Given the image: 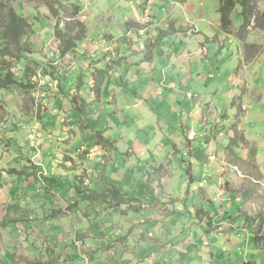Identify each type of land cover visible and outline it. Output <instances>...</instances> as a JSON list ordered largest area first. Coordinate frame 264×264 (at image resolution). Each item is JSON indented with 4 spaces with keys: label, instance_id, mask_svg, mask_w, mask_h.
Returning <instances> with one entry per match:
<instances>
[{
    "label": "rangeland",
    "instance_id": "obj_1",
    "mask_svg": "<svg viewBox=\"0 0 264 264\" xmlns=\"http://www.w3.org/2000/svg\"><path fill=\"white\" fill-rule=\"evenodd\" d=\"M219 6L217 0H0V32L10 8L32 29L24 47L0 57V76L9 72L19 82L0 88V264H264V97L250 108L263 117L253 123L260 136L247 139L235 129L245 117L247 88L264 93V0H245L243 8L238 3L231 28L223 29L231 36L225 38L229 58L222 70L233 83L219 88L212 82L220 71L215 48L213 67L200 69L199 81L180 93V100L195 96L186 104H203L196 135L183 129L179 138H168L153 123L155 136L139 162L129 156H137L132 146L121 152L120 136L99 145L91 127L107 132L123 123L121 114L115 126L100 112L102 98L112 111L116 101L100 95L110 66L104 77L95 67L102 59L98 52L109 54L113 37L126 31V25L116 29L118 21L220 20ZM244 20L249 27L242 32ZM239 30L247 38L243 44ZM59 33L76 44L65 57ZM246 44L256 47L246 50ZM176 114L160 122L166 131L187 120L185 111ZM197 146L203 159L200 153L195 160ZM13 170L22 172L18 179ZM52 179L96 194L110 192L113 184L130 202L81 206L50 219L54 209L61 214L59 203L66 208L72 201ZM47 192L51 199L44 203L39 197Z\"/></svg>",
    "mask_w": 264,
    "mask_h": 264
},
{
    "label": "crops",
    "instance_id": "obj_2",
    "mask_svg": "<svg viewBox=\"0 0 264 264\" xmlns=\"http://www.w3.org/2000/svg\"><path fill=\"white\" fill-rule=\"evenodd\" d=\"M116 24L117 30L123 25H126L127 29L116 38L111 36L114 39L111 47L106 52L109 54H103L102 51H99L98 55L102 56V59L99 62L97 61L95 67L99 71L98 73H101V77H104V71H107L110 66V76H107L100 95L104 96L106 92L116 101V106L112 111L105 107L108 102L102 98L103 102H99L102 105L100 112L103 114L106 112L109 120L115 126L117 123H114V121L121 114L123 123L116 128L117 130H112L113 127H109L110 130L107 132H104V126L98 125V135L102 134L105 138L108 136L111 145L120 136L122 147L119 149H121V152H130L129 149L131 150L132 146L137 156L130 153V158L138 159L141 162L144 154L150 149L151 138L155 136V134L153 135L155 129L152 126L153 123L157 124L159 131L168 138L173 135L175 138H179V136H182L183 129L191 130L193 135H196L201 129L200 117L202 110L200 107L203 105L202 102L186 104L187 98L195 101V96L189 98L187 95L185 100H180L179 95L180 93L183 94L188 88L186 86L193 85V80L195 82L199 81L202 76L200 69L204 70L205 68L206 71H209L207 68L213 67L214 61L210 53L215 51V48H219L216 56L220 57L217 66L220 71L216 77H212L214 79L212 82L216 81L217 87L220 88L226 81L228 82L233 78L229 76L226 79L224 77L226 76L225 70H222L229 58L227 50L223 51L226 47L225 38L231 35L223 31L221 19L156 20L155 18V20H122V22L118 21ZM200 24L204 26L202 31H198L196 28V25L200 27ZM165 28L168 30H165ZM239 31L236 32V36L243 44L244 40L241 39ZM208 32L210 33L208 34ZM199 35L200 38H198ZM241 53L242 48L239 49V56L237 57L238 66L241 61ZM247 91L250 96L247 99L242 97L245 106L243 107L245 117L238 124L239 128L235 126V129L244 131L247 139L252 140V137L260 136L261 132L260 129L256 130L258 125L253 123L261 122L260 120L263 117L251 112L250 108L264 97V93L253 92L248 88ZM251 101L252 105L250 104ZM120 106L125 107V109H120ZM233 109L235 110V108ZM177 110L185 111L187 120L179 127V133L178 130L166 131L160 122L177 116ZM124 115L129 116L130 122ZM226 120L228 121L229 117ZM261 123L264 125V119ZM247 124L251 127L247 128ZM145 129L148 130L145 131ZM232 132H235V130L229 131L230 137L233 136ZM100 141H98L99 145ZM106 143L108 142L106 141ZM193 145L192 151L195 149ZM203 152L204 149L201 151L197 146L194 155L195 160H197L200 153L199 159H203L205 155ZM152 153L153 151L150 153V158ZM149 166L150 164H148V168ZM144 174L149 175L148 172ZM74 259L76 260V258Z\"/></svg>",
    "mask_w": 264,
    "mask_h": 264
},
{
    "label": "trees",
    "instance_id": "obj_3",
    "mask_svg": "<svg viewBox=\"0 0 264 264\" xmlns=\"http://www.w3.org/2000/svg\"><path fill=\"white\" fill-rule=\"evenodd\" d=\"M220 4L218 12L221 15V23L223 29L227 32L229 28L232 26V21L230 19L233 10L235 9L236 5L238 3H241L242 8L245 5V0H217ZM78 10L77 12H79ZM54 11H52V14ZM78 15V14H77ZM76 15V16H77ZM242 15L244 16V19H246V13L243 11ZM8 22L2 32H0V57H5V56H12L13 54L11 53V48L12 47H24V39L29 35V33L32 32L31 25L25 21V19L20 16L14 8H10L8 10ZM244 24L241 27L242 32L249 27V20H244ZM79 28L83 27L84 24H81L79 22ZM60 40L64 42V45L62 46V51H61V56H66L67 54L71 53L75 47L76 44H69L68 40H66L65 36H63L61 33H59ZM240 37L242 40H245L246 36L241 35V30H240ZM83 36H81V39L83 40ZM80 39V40H81ZM256 47L255 45H249L246 44V50L247 49H252ZM259 51L256 52V57L259 55ZM1 75V73H0ZM15 78V77H14ZM13 78V74H9V72L5 75V78L0 76V88L2 89H7L9 88L13 83H19L17 80ZM10 79V80H9ZM85 102V100H82ZM76 105V104H75ZM75 117V116H74ZM88 121H91V119H87ZM93 131L95 132L94 135H98V127L96 125H92ZM100 132V131H99ZM102 133V132H101ZM93 135V136H94ZM107 138L104 137V135L100 134V139H106V141L111 144L110 138L106 136ZM101 142V141H100ZM104 144L101 142V145ZM30 157H27L26 160H30ZM24 167L25 163L23 164ZM25 173L28 174V172L24 171ZM22 172H15L14 170L12 171V178L13 180L18 179L19 176L21 175ZM51 183H54V187H56V190L63 195V198L71 199V204L69 207L63 208L62 203H59V209L62 211L60 215L54 214V209L51 213L48 214V218L57 220L61 217H67L70 213L76 212L77 209H79L81 206V209L88 208V209H98L106 205L108 201H123L130 202L129 199L127 198V194H123L119 191L118 188H116L113 184H110L112 187V190L107 193L103 194H96L95 192H92V190H87V188H79L77 186H74V184L70 185L68 183L63 184L62 182L56 181L55 179L51 180ZM113 191H117V193H113ZM47 195L45 197H39V199L44 200V203L49 201L51 199L48 194L49 192L46 193ZM53 196H56V194H52ZM111 197L108 198L109 196ZM130 198V196H129ZM135 201H137L135 198H133ZM122 202V203H123ZM132 206H134L131 203ZM44 205H41L43 208ZM136 207V206H135ZM137 209V207H136ZM44 210V208H43ZM137 211H139L137 209ZM46 215V211H43V217ZM88 215V214H87Z\"/></svg>",
    "mask_w": 264,
    "mask_h": 264
},
{
    "label": "built area",
    "instance_id": "obj_4",
    "mask_svg": "<svg viewBox=\"0 0 264 264\" xmlns=\"http://www.w3.org/2000/svg\"><path fill=\"white\" fill-rule=\"evenodd\" d=\"M188 97L189 98H193V95L192 94H188ZM77 244H79V242H77Z\"/></svg>",
    "mask_w": 264,
    "mask_h": 264
}]
</instances>
